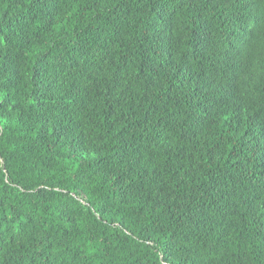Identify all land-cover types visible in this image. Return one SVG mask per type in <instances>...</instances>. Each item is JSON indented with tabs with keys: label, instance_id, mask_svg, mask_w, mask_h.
I'll return each instance as SVG.
<instances>
[{
	"label": "trees",
	"instance_id": "obj_1",
	"mask_svg": "<svg viewBox=\"0 0 264 264\" xmlns=\"http://www.w3.org/2000/svg\"><path fill=\"white\" fill-rule=\"evenodd\" d=\"M0 264H264V0H0Z\"/></svg>",
	"mask_w": 264,
	"mask_h": 264
}]
</instances>
